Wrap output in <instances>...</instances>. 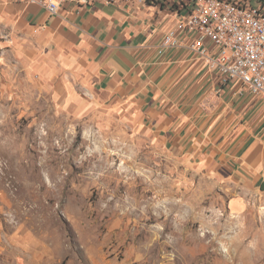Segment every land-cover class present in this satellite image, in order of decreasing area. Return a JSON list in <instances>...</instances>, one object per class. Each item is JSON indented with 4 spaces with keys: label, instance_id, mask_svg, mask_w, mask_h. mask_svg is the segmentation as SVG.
<instances>
[{
    "label": "rangeland",
    "instance_id": "374dc122",
    "mask_svg": "<svg viewBox=\"0 0 264 264\" xmlns=\"http://www.w3.org/2000/svg\"><path fill=\"white\" fill-rule=\"evenodd\" d=\"M16 67L0 61L2 245L36 264H264V193L121 107H61Z\"/></svg>",
    "mask_w": 264,
    "mask_h": 264
},
{
    "label": "crops",
    "instance_id": "0c3cea01",
    "mask_svg": "<svg viewBox=\"0 0 264 264\" xmlns=\"http://www.w3.org/2000/svg\"><path fill=\"white\" fill-rule=\"evenodd\" d=\"M170 10L67 2L53 15L38 4L0 0V61L15 60L63 108L121 107L166 147L205 157L242 192L264 193V100L237 94L236 84H222L186 49L161 51L176 23ZM231 207L246 203L234 199ZM9 243L0 237V264L40 262Z\"/></svg>",
    "mask_w": 264,
    "mask_h": 264
},
{
    "label": "built area",
    "instance_id": "2783aa9c",
    "mask_svg": "<svg viewBox=\"0 0 264 264\" xmlns=\"http://www.w3.org/2000/svg\"><path fill=\"white\" fill-rule=\"evenodd\" d=\"M56 15L67 2L101 3L117 8L162 4L176 23L163 36L160 50L186 49L216 71L236 93L264 100V0H21Z\"/></svg>",
    "mask_w": 264,
    "mask_h": 264
},
{
    "label": "trees",
    "instance_id": "16d2710c",
    "mask_svg": "<svg viewBox=\"0 0 264 264\" xmlns=\"http://www.w3.org/2000/svg\"><path fill=\"white\" fill-rule=\"evenodd\" d=\"M249 1H251L252 3H255L256 2V0H249Z\"/></svg>",
    "mask_w": 264,
    "mask_h": 264
}]
</instances>
